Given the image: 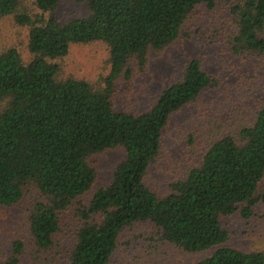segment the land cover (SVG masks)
Segmentation results:
<instances>
[{
    "label": "trees",
    "instance_id": "1",
    "mask_svg": "<svg viewBox=\"0 0 264 264\" xmlns=\"http://www.w3.org/2000/svg\"><path fill=\"white\" fill-rule=\"evenodd\" d=\"M84 18L60 21V0H0V19L28 28L25 62L11 48L0 53V209L30 205L31 237L48 264H110L123 231L150 223L162 239L184 252H215L195 264H264V253L225 245L222 220L254 216L264 204V0H232L226 41L241 76L235 85L248 110L225 129L217 124L198 164L164 196L146 178L161 155L172 119L221 87L203 59H190L182 78L140 112L117 110L118 86L142 73L152 52L163 53L189 37L188 23L203 5L217 0H74ZM104 43L109 74L100 83L61 77L60 60L72 46ZM260 75V78H259ZM260 83V81H262ZM234 85V86H235ZM223 130V132H222ZM224 133V134H223ZM195 143L196 134L188 138ZM122 149L109 185L82 199L98 180L94 157ZM78 203L74 245H61L62 216ZM223 246V247H221ZM219 247V248H218ZM24 247L13 245L0 264H20Z\"/></svg>",
    "mask_w": 264,
    "mask_h": 264
},
{
    "label": "rangeland",
    "instance_id": "2",
    "mask_svg": "<svg viewBox=\"0 0 264 264\" xmlns=\"http://www.w3.org/2000/svg\"><path fill=\"white\" fill-rule=\"evenodd\" d=\"M27 2L32 7L33 0ZM231 2L217 0L213 9L206 5L200 6L188 23L189 37L180 38L163 53L152 52L146 70L140 73L136 69L132 81L118 86L116 109L122 110L129 106L144 112L166 87L182 78L190 59H203L206 70L220 80L219 89L206 92L198 105L174 116L166 130L161 155L151 166L146 178L148 187L161 196L168 193L172 184L182 181L190 167L200 162L206 148L205 141L217 124L222 123L224 130L228 119L234 124V117L248 112L242 105L241 94L235 89L241 70L239 65H235L226 41L233 23ZM56 14L60 21H68L87 17L89 10L85 3L60 0ZM28 32V28L18 25L13 17L0 19V53L15 48L24 61L29 62L31 54L28 49ZM108 59V47L102 42L74 45L69 55L59 61L62 66L61 77L98 84L110 72ZM191 133H195L197 139L193 144L188 140ZM124 157L122 149L94 157L98 180L94 189L82 199V203L88 204L94 193L111 183L114 168ZM78 207L76 203L62 216L61 245L69 248L74 245ZM30 213V205L26 203L16 208L0 209V254L3 262L8 260L17 241L24 247L20 264H48L46 261L49 259H60V256L54 254L57 249L46 252L31 237L28 220ZM222 225L229 233V240L223 246L244 252L264 253V204L255 207L251 219L235 214L223 218ZM216 249L198 254L184 252L164 241L152 224L139 223L126 228L120 235L118 248L110 264H195L210 257Z\"/></svg>",
    "mask_w": 264,
    "mask_h": 264
}]
</instances>
